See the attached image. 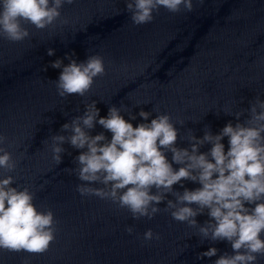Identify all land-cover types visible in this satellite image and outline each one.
Returning a JSON list of instances; mask_svg holds the SVG:
<instances>
[{
  "label": "clouds",
  "instance_id": "obj_1",
  "mask_svg": "<svg viewBox=\"0 0 264 264\" xmlns=\"http://www.w3.org/2000/svg\"><path fill=\"white\" fill-rule=\"evenodd\" d=\"M72 3L73 0H0V36L11 42L23 41L30 36L25 24L45 29L60 18L64 4ZM161 7L173 14L181 12L182 7L191 12L193 0H126V11L135 26L151 23ZM54 54V49L47 50V55ZM65 58L70 60L67 65L61 59L50 65L62 69L55 81L57 94L62 98L83 97L92 88L94 78L105 73L103 57L89 55L79 63L67 55ZM249 112L248 120L235 126L228 122L219 134L213 135L209 130L202 138L192 134L189 150L175 146L178 130L169 115L158 114L150 123L133 127L121 115L120 108L112 106L107 116L101 117L93 102L86 105L83 115L62 125L61 132H70V135L51 136L52 158L57 165L62 162L61 154L65 152L62 145L66 142L73 148L87 149L75 157L78 167L72 171L80 181L86 182L77 185L76 190L82 196L109 199L126 208L136 220L152 219L161 211L158 205L168 193L175 201L167 200L164 211L170 210L175 221L196 227L195 217L207 209L211 219L200 225L199 236L228 241L234 252L221 255L214 264H257L258 258L264 257V239H261L264 232V101L257 98ZM243 114L242 111L235 113L237 120ZM138 115L147 121L151 113L141 109ZM97 123L112 133L110 142H106L103 133L89 134L88 130ZM224 137L229 138L227 152L221 142ZM6 139L0 135V145ZM206 143L212 147L207 153H200L199 148ZM168 151L172 153V162L181 165L178 170L167 160ZM0 153H3L0 168L14 171L16 161L12 154L3 147ZM182 180L198 182L202 187L185 188L182 193L174 191L173 185ZM13 183L12 176L0 179V249L43 254L55 239L54 214L51 210L39 211L33 203L34 194L27 187L23 190L11 187ZM92 184L103 187H92ZM246 203L255 207L250 210L245 207ZM133 230L131 226L126 228L129 234ZM143 238L151 241L160 237L148 229ZM217 252V248L211 247L198 258H211Z\"/></svg>",
  "mask_w": 264,
  "mask_h": 264
}]
</instances>
